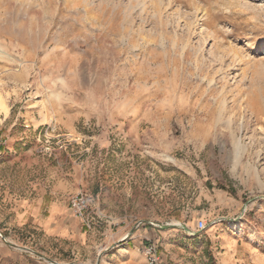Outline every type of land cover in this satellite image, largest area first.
I'll list each match as a JSON object with an SVG mask.
<instances>
[{
  "label": "rangeland",
  "instance_id": "rangeland-1",
  "mask_svg": "<svg viewBox=\"0 0 264 264\" xmlns=\"http://www.w3.org/2000/svg\"><path fill=\"white\" fill-rule=\"evenodd\" d=\"M0 94V264H264V0H0Z\"/></svg>",
  "mask_w": 264,
  "mask_h": 264
},
{
  "label": "built area",
  "instance_id": "built-area-1",
  "mask_svg": "<svg viewBox=\"0 0 264 264\" xmlns=\"http://www.w3.org/2000/svg\"><path fill=\"white\" fill-rule=\"evenodd\" d=\"M1 145L2 142L0 140V147ZM88 199V195L82 192H79L71 198V209L76 216H83L85 214ZM138 224H140V222H138ZM206 225L207 224L205 221L199 220L197 223V229L199 231L204 230ZM144 254L149 264H158L159 255L157 254L156 247L153 243H148L145 245Z\"/></svg>",
  "mask_w": 264,
  "mask_h": 264
},
{
  "label": "crops",
  "instance_id": "crops-1",
  "mask_svg": "<svg viewBox=\"0 0 264 264\" xmlns=\"http://www.w3.org/2000/svg\"><path fill=\"white\" fill-rule=\"evenodd\" d=\"M63 214V209L62 207L58 208L56 206H54L52 208V212H51V218L52 219H56V218H60L59 216H61ZM116 219H118L117 223H123L124 225L121 226L120 228H126V227H129V228H132L133 227V221L131 220L130 222H127L126 219H123L120 218V217H117ZM80 223V222H79ZM105 223V222H104ZM120 225V224H119ZM108 226H110V224H108ZM80 227V226H79ZM108 230V228H107ZM124 230V229H123ZM123 230H118L115 235L113 236L112 240H111V243L112 244L113 242H118L120 240H123V239H126V242L122 243L120 246H123V247H128V245H130L131 243H133L135 241V239H137L136 235H132L130 236L129 238H122L121 235L123 233ZM85 232H87L85 230ZM108 231H106L107 233ZM54 234H57V235H60V236H65V235H68V231L65 227H63L62 225H60L58 228H57V231L54 232ZM82 236L80 235H76V240L75 241H82L83 239L81 238Z\"/></svg>",
  "mask_w": 264,
  "mask_h": 264
},
{
  "label": "bare ground",
  "instance_id": "bare-ground-1",
  "mask_svg": "<svg viewBox=\"0 0 264 264\" xmlns=\"http://www.w3.org/2000/svg\"><path fill=\"white\" fill-rule=\"evenodd\" d=\"M6 109V103H5V101L3 100V98H2V95L0 94V112L3 110H5ZM238 139V138H237ZM234 145L236 146V147H241V149L243 150V152H245L246 151V149H247V145H245V144H241L240 143V141H234ZM235 147V148H236ZM237 150L238 149H240V148H236ZM242 152V151H241ZM240 154H242V153H240ZM231 226L233 227V228H238V224L237 223H235V222H232L231 223Z\"/></svg>",
  "mask_w": 264,
  "mask_h": 264
}]
</instances>
